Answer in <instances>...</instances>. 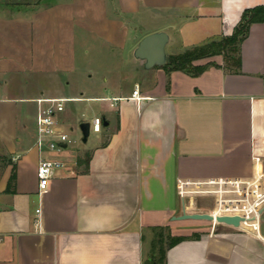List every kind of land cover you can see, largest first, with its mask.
<instances>
[{"label":"crops","instance_id":"1","mask_svg":"<svg viewBox=\"0 0 264 264\" xmlns=\"http://www.w3.org/2000/svg\"><path fill=\"white\" fill-rule=\"evenodd\" d=\"M259 6L264 0H0V264H145L163 229L182 237L164 264H264L251 231L174 219L216 207L213 195L182 196L181 182L264 171V20L240 43L236 71L222 55L195 61L208 64L198 75L145 68L134 56L157 31L169 34L168 57L220 40ZM177 43L185 50L170 51ZM39 98L67 99L58 119L72 142L60 153L36 144ZM51 158L64 166L42 191L38 165Z\"/></svg>","mask_w":264,"mask_h":264},{"label":"built area","instance_id":"2","mask_svg":"<svg viewBox=\"0 0 264 264\" xmlns=\"http://www.w3.org/2000/svg\"><path fill=\"white\" fill-rule=\"evenodd\" d=\"M139 86L136 85L132 92V98L141 100L145 98L139 94ZM64 98H39L38 115L36 120V144L39 148L46 145L51 151L60 153L72 142L69 134L61 130L58 116L64 111ZM91 127L94 132H100L102 120L93 118ZM256 164L260 163V157H254ZM64 166V163L55 158L41 159L37 176L39 188L44 191L55 171ZM197 188L189 189V186ZM180 194L213 195L216 198V207L211 212L214 216L231 215L241 218L240 226L251 231L264 243V226L262 224V211L264 209V171L256 170L252 178L234 180H216L207 182H181ZM219 224V223H213Z\"/></svg>","mask_w":264,"mask_h":264},{"label":"trees","instance_id":"3","mask_svg":"<svg viewBox=\"0 0 264 264\" xmlns=\"http://www.w3.org/2000/svg\"><path fill=\"white\" fill-rule=\"evenodd\" d=\"M264 20V7L259 6L246 10L233 33L220 40H211L205 44L195 46L182 54L169 56L164 66L167 70H180L192 75L202 73L208 64L196 65L195 61L215 55H222L226 67L236 71L239 67V45L246 37L252 23ZM156 243L152 245V253L145 264H164L165 249L181 240L182 237H173L167 229L157 230L154 235Z\"/></svg>","mask_w":264,"mask_h":264},{"label":"water","instance_id":"4","mask_svg":"<svg viewBox=\"0 0 264 264\" xmlns=\"http://www.w3.org/2000/svg\"><path fill=\"white\" fill-rule=\"evenodd\" d=\"M169 42V34L166 31H157L143 37L135 49L134 56L137 59L144 60L145 68L164 67L168 63V55L166 53V45ZM83 135V142L87 141L90 134V123L83 122L80 125ZM174 219H195L207 220L212 223L225 224L233 227H239L241 218L239 216L218 215L211 213H187L175 216Z\"/></svg>","mask_w":264,"mask_h":264},{"label":"rangeland","instance_id":"5","mask_svg":"<svg viewBox=\"0 0 264 264\" xmlns=\"http://www.w3.org/2000/svg\"><path fill=\"white\" fill-rule=\"evenodd\" d=\"M12 1H17V0H12ZM19 1H32V0H19ZM183 50H185V48L180 44V43H177V45H174L173 47H171L170 48V51H176V52H181V51H183ZM179 52V53H180ZM223 63H225V62H223ZM91 137H92V134H91ZM90 137V138H91ZM197 202L200 204H211L212 202L211 201H209V200H197ZM184 222H187V219H184ZM203 222H205V225L202 227L203 229L204 228H206V229H208L211 225V222L210 221H207V220H205V221H203ZM204 224V223H203ZM217 230H225V227L223 226V225H217Z\"/></svg>","mask_w":264,"mask_h":264}]
</instances>
